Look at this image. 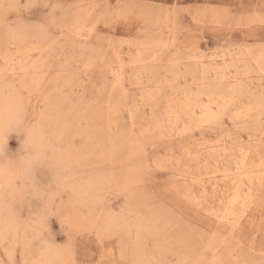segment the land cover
I'll return each mask as SVG.
<instances>
[{"label":"rangeland","instance_id":"374dc122","mask_svg":"<svg viewBox=\"0 0 264 264\" xmlns=\"http://www.w3.org/2000/svg\"><path fill=\"white\" fill-rule=\"evenodd\" d=\"M0 5V67L5 56H26L29 73L39 80L34 86L14 81L22 103L16 121L4 130L0 166L15 170L42 144L46 161L36 175L50 197L49 203L1 186L0 264H29L47 246L58 249L62 264L264 262V184L230 236L182 196L174 178L195 169L192 155L183 151L185 142L142 135L164 115L168 97L178 108L179 100L198 96L197 84L205 80L206 89L218 90L227 101L218 112L227 132L210 130L208 141L246 144L263 129L264 158V112L257 94L244 85L215 84L214 70L203 73L196 63L198 54L205 59L224 54L219 68L264 87L254 60L264 59V24L249 20L264 14V0H0ZM8 81L0 82L3 96L11 92L4 86ZM147 83L151 99L136 103L137 87ZM37 134L38 144L28 143ZM196 139L197 132L192 151ZM220 184L226 193L228 181ZM107 220L116 223L115 232H102Z\"/></svg>","mask_w":264,"mask_h":264},{"label":"bare ground","instance_id":"6f19581e","mask_svg":"<svg viewBox=\"0 0 264 264\" xmlns=\"http://www.w3.org/2000/svg\"><path fill=\"white\" fill-rule=\"evenodd\" d=\"M7 28H9V27H7ZM13 29H15V28H13ZM7 31H8V29H7ZM17 31H15V32H17ZM22 37H24V36H22ZM158 42H159V40H158ZM36 46H34V47H36ZM29 52H30V50H29ZM29 54H32V53H29ZM196 54H197V52H196ZM27 55H28V53H27ZM261 56L259 55L258 57L254 58V60L260 69L261 75L264 78V59L261 58ZM25 57L22 58V56H21V57H18L16 60L13 56H5L3 58L4 63L2 62L3 64L0 67V82H5L6 78L10 79V81H8L9 83H6V85H4V86L8 88V91H11V92H9V94H6L4 96L2 95V93H0L2 96L1 97V103H0V145L4 141V140L2 141V138L5 139V137H3L4 130L8 129V127L16 121L18 111L21 108L20 103H22V102H21V98L19 95L20 93L17 92L18 91L17 89H19V87L18 88L15 87L14 81L19 80V82H21V84H19V85H22V86H27V85L34 86V85H37L38 81H39L35 75L29 73V65H27ZM204 57H205L204 55L198 54L196 63L201 65L203 73H204V71H207L210 69L214 70L213 73L215 75L214 76L215 84H218V83L224 84V85L226 84L227 86L229 85V87H233V88H234V86L236 87V86L244 85L245 87H247L250 90H253V92L257 94V97H258L257 99L260 102L261 94H262V92H264L263 86L255 85L253 87L251 82L248 83L245 80H243V78L239 79V77L237 75H229V73L227 72L228 70L226 71V68H224V67H223V69L219 68V65L224 64L226 61L224 54H222V55L213 54V55L209 56L208 59H205ZM36 60H34V62ZM40 64H41V61H40ZM34 65H30V66L35 68ZM41 66H43V65H41ZM39 69L40 68H38V70ZM39 72H41V71H39ZM121 80H123V79H120V77L118 76L116 83L121 84ZM130 80H129V82H130ZM207 83L209 84V81H205V80L201 81V83H198L197 84L198 96L193 97L194 100H188V99L187 100H182V99L179 100L177 102L178 108H177V106H173V104H172L173 103V97H171V96L168 97L166 99V109H165L164 115L161 116L160 118L155 119V122L151 126H146V128H144V130H143L142 135L150 134L152 136L158 135L161 138L166 137V139H163L164 142L165 141L169 142V141L176 139V138L179 139L181 143L185 142L184 147H183V149H184L183 151H185L189 155H192V160H194L193 162L195 165L194 166L195 169L187 171V173H185V172L177 173L176 175L179 178H174L175 181L178 182L179 185L182 187V191H181L182 196L186 199L187 202H189L196 209H198L200 211L202 210L203 212L211 215L215 219V223L217 224V228L221 229L224 233L232 236L233 233H235V231L238 230L239 227L241 226L242 218L251 209L252 205L255 204V198L259 194V190L264 184V158L262 157V155H260V152H259V147L262 145V137H261L262 135L261 134L263 133V129H262V131H260L261 134L255 133L251 139H249V137H248L249 140L246 144H242L237 140L236 141H230V142L229 141L224 142L220 138H217V140L214 142L208 141V139L206 138V133L209 132L210 130L218 129L219 130L218 135L221 136L223 133L227 132V129L224 128L223 123L217 119H212L210 123L205 121V119L203 118L204 115L206 114L205 106H207V108L210 109L212 114H218V112L221 111V108L224 109L227 107V101H226L224 95H222L220 92H218V90H216V89L215 90H208V88L206 89V85H208ZM150 86H151V84L147 83V84H144L140 87H137V89L139 90V93H140V99L134 98V101L136 103L138 101L143 102L146 100V98L151 99L152 94L150 93V90H149ZM187 86H188L187 88L192 90L189 85H187ZM7 88H5V90ZM0 92H1V89H0ZM171 94H173V91ZM111 95H112V93H111ZM220 100H221V102H220ZM174 107L177 109H175ZM133 115L134 114L131 115L132 118H133ZM258 119H260V118H258ZM232 120H233V125L238 126L237 120L234 117H232ZM243 121H246V119L240 120V122H243ZM104 124H107V122ZM195 131L199 134V136H201V139L195 140L198 147L194 148V150L192 151V148L189 144L191 143V140L194 139V137H195V134H196ZM35 133H36V131H35ZM39 137H41L40 134H37V136H35V137L33 136L32 138H30L28 143L32 144L33 146H36L38 144V138ZM119 138L121 139V142H124V143H126L128 140L127 136H124V134H120ZM130 138L131 137H129V140H130ZM227 138H229V137H227ZM2 145H3V143H2ZM139 147H138V149H139ZM261 147H263V145ZM144 150H146V149H144ZM131 151H133V150H131ZM252 153H254L255 155H253ZM127 156H126V159H128ZM131 157L129 156V158H131ZM255 159H257V161ZM185 161H188V160H185ZM1 166H0V170H6V169L2 168ZM159 166H161V165H159ZM179 171H181V170H179ZM217 172H219V174H216ZM218 175H219V177H218ZM89 181H91V180H89ZM226 181H228L229 189L226 193H224L222 191L220 183L226 182ZM178 183H176V184H178ZM2 185H3V181L0 180V189H1ZM99 185H100V183H99ZM230 204H231L233 212L236 215L235 226H232L231 224L225 222L222 218H220L216 215V213L222 212L223 210L227 209ZM116 226L117 225L113 220H109V221L107 220V224H106L105 228L104 227L102 228L101 226H100V228L103 229L102 232H104L106 230L114 231ZM138 230H139L138 234L141 236L142 231H143L142 227L140 226ZM110 233H112V232H110ZM103 236L105 238L104 234H103ZM140 236H138V237H140ZM99 237H100V235H99ZM101 238H102V236H101ZM49 247L47 246L44 248L43 251H45V256L42 258L49 260V261H52L53 264H62V262L59 259L60 253L56 252L58 249L55 251L54 248H53L54 249L53 250V249H51V246H49ZM40 257L41 256H40V252H39L38 258H40ZM136 258H137V256H136ZM29 264H31V262Z\"/></svg>","mask_w":264,"mask_h":264},{"label":"snow or ice","instance_id":"6c2138e0","mask_svg":"<svg viewBox=\"0 0 264 264\" xmlns=\"http://www.w3.org/2000/svg\"><path fill=\"white\" fill-rule=\"evenodd\" d=\"M251 22H258L264 24V14L257 17H250ZM261 111L264 112V92L260 97ZM206 114L204 119L206 122H211L212 119H219V114H212L210 109L205 106ZM143 149H141V154ZM46 161V151L44 146L38 145L33 154L20 161L19 166L13 171L0 170V180L3 181L2 186H7L13 191L19 190L21 193H28L37 200L48 199L50 203V197H48L47 187L43 182V179H37V169L40 168ZM48 210V205H45V211ZM216 215L222 218L225 222L235 226L236 215L232 210L231 204L222 212L216 213ZM40 256H45V251H40ZM131 264H161L159 261H132ZM264 264V262H262Z\"/></svg>","mask_w":264,"mask_h":264},{"label":"clouds","instance_id":"9594fccd","mask_svg":"<svg viewBox=\"0 0 264 264\" xmlns=\"http://www.w3.org/2000/svg\"><path fill=\"white\" fill-rule=\"evenodd\" d=\"M31 264H53V262L40 257L32 261ZM65 264H67V262H65Z\"/></svg>","mask_w":264,"mask_h":264}]
</instances>
